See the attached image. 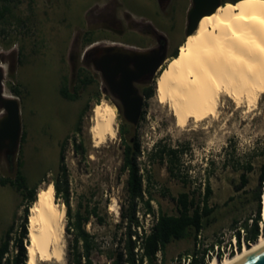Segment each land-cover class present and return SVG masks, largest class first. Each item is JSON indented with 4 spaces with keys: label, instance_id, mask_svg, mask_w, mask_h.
<instances>
[{
    "label": "rangeland",
    "instance_id": "obj_1",
    "mask_svg": "<svg viewBox=\"0 0 264 264\" xmlns=\"http://www.w3.org/2000/svg\"><path fill=\"white\" fill-rule=\"evenodd\" d=\"M192 4V0H170L166 8H161L158 0H0V7H7L0 11V53L11 52L18 62L16 71L5 76L4 91L11 94L10 85H22L24 123L14 170L0 158V177L8 181L0 183V242L12 225V235H18L24 221L25 190L12 183L20 169L29 187H37V192L57 177L65 176L71 191L72 213L79 208L91 211L97 207L104 221L92 216L87 229L100 244L117 246L124 232L122 208L127 200L128 178L122 169L121 127L126 129L127 139L140 143L142 164L150 160L156 211L162 207L176 214L178 195L189 190L197 198L202 197L207 180L213 189L210 205L215 210L204 218L202 237L199 239V231L192 229L187 238L173 241L164 264H178L177 256L194 250L201 252L216 240L231 241L234 231L255 214L264 163V97L249 112L245 108L237 110L232 103L229 108H221L219 118L207 119L198 130L190 129L192 124L183 130L176 125L169 107L156 97L155 80L151 86L154 93L146 98L139 123L132 124L124 116L121 101L109 91L101 71L84 60L87 48L98 41L118 42L125 47L151 44L153 38L148 33L152 29L145 23H152L170 39L165 67L187 38V16ZM0 64L6 71L8 62L0 60ZM83 69L93 81L78 86V75ZM66 78L69 90L78 94L76 100H69L60 92ZM139 90L144 92L141 87ZM97 98L113 104L118 116L117 138L100 147L94 145L89 128ZM76 144L81 147L78 149ZM164 145L182 150L177 164L180 178L170 175L168 163L160 155L149 157ZM248 165L253 166L247 173L249 182L238 190L241 174ZM115 199L119 213L112 210ZM57 200L64 204L62 198ZM139 210L143 224L150 229L155 216L144 215L142 206ZM70 240L67 232L63 260L40 264H70ZM103 261L97 257V262Z\"/></svg>",
    "mask_w": 264,
    "mask_h": 264
},
{
    "label": "bare ground",
    "instance_id": "obj_2",
    "mask_svg": "<svg viewBox=\"0 0 264 264\" xmlns=\"http://www.w3.org/2000/svg\"><path fill=\"white\" fill-rule=\"evenodd\" d=\"M238 5V6H237ZM156 97L169 107L176 125L198 130L207 119L215 120L221 108L234 103L247 112L264 97V2L249 0L221 4L203 16L197 29L179 46L156 79ZM90 133L96 147L118 135L116 108L103 100L92 108ZM55 186H42L28 212V261H61L67 247V207L55 195ZM115 204L112 210L120 212ZM264 228V189L262 193ZM264 247V232L256 242L210 264H234Z\"/></svg>",
    "mask_w": 264,
    "mask_h": 264
},
{
    "label": "trees",
    "instance_id": "obj_3",
    "mask_svg": "<svg viewBox=\"0 0 264 264\" xmlns=\"http://www.w3.org/2000/svg\"><path fill=\"white\" fill-rule=\"evenodd\" d=\"M242 0H235L229 3L238 4ZM228 3H222L223 5ZM6 5L0 11L5 10ZM3 13L0 12V16ZM181 45V44H180ZM178 49L172 55V58L178 55ZM78 86H85L93 81L92 77L80 71L78 75ZM61 94L69 99L76 100L78 94L72 93L68 87L67 78L64 79L60 89ZM147 97H151L154 88L150 87L144 90ZM97 98V103H98ZM82 116L76 132L81 131ZM126 129L121 127L120 133L122 137L124 155L122 169L127 171V200L122 208V217L124 223V232L120 241L115 245H102L98 239L87 229V223L92 216H96L99 221L104 218L99 214L97 207H93L91 211L77 209L72 213L71 207V191L68 179L65 176H59L52 182L55 186V195L57 199L62 198L63 203L67 207V232L71 235L69 262L70 264H164L166 262L168 246L176 240H182L190 235V231L194 229L196 232L203 228L204 218L210 216L215 210L210 205V198L213 193L210 181L205 183V191L202 197L197 198L191 191H182L176 198L178 212L170 214L159 207L158 210L153 205L152 183L149 175L150 160L142 162L139 160L141 155V146L137 140L127 139ZM68 140V138L66 139ZM79 149L81 146L76 144ZM182 150L178 147L164 145L159 150L152 152L153 155H160L162 161L168 163V170L171 176L180 178L177 164L180 161ZM64 154H61V160ZM253 169L252 165H248L247 169L241 174V184L238 190L243 189L249 182L247 173ZM8 181L0 177V183L6 184ZM186 183V181H183ZM19 189L25 190V216L18 235H12L14 226L12 225L0 242V264H27L28 261V212L31 204L36 200L37 187H29L27 180L22 173L18 171L16 181L12 182ZM264 189V163L260 169L258 207L255 214L243 221L241 228L246 232V240L256 242L261 235L262 222V193ZM143 207L144 215H154L155 223L150 229L143 224L139 209ZM251 220V222H250ZM237 223V221H236ZM264 232V228H263ZM239 244L241 242L240 230L236 232ZM206 250V249H204ZM194 250L190 264H205L204 252ZM158 253L162 256V262L158 261ZM97 257L104 258L103 262H97Z\"/></svg>",
    "mask_w": 264,
    "mask_h": 264
},
{
    "label": "water",
    "instance_id": "obj_4",
    "mask_svg": "<svg viewBox=\"0 0 264 264\" xmlns=\"http://www.w3.org/2000/svg\"><path fill=\"white\" fill-rule=\"evenodd\" d=\"M192 3L187 16V36L194 33L201 18L213 13L222 4V1L192 0ZM116 49L118 50L104 58L101 65L95 64V67L101 71L109 91L121 101L125 118L132 124H138L146 98L136 83L147 72H151L152 76L155 75L162 60L149 69L144 67V62L136 63V68L132 69L130 61H138L146 54L133 49L121 53V47ZM3 91V86L0 85V100L7 112L0 119V149L7 145L17 148L22 134L20 102L17 97L7 96ZM7 141L10 143L8 144ZM234 264H264V247L253 251Z\"/></svg>",
    "mask_w": 264,
    "mask_h": 264
},
{
    "label": "flooded vegetation",
    "instance_id": "obj_5",
    "mask_svg": "<svg viewBox=\"0 0 264 264\" xmlns=\"http://www.w3.org/2000/svg\"><path fill=\"white\" fill-rule=\"evenodd\" d=\"M159 5L161 8H166L168 4L170 3V0H158ZM147 26H149L152 29V32L148 33L149 35L152 36L153 40L151 44L148 45H129L128 47L125 45H120L118 42H113V43H107L103 44L102 42L98 41L96 43H93L91 46H89L85 52L84 55V60L85 61H90L92 65L95 67V64L101 65L104 58L108 56L109 54L114 53L116 48L121 47V53L123 52H128V50H136L138 52L145 53L146 55L141 57L138 61L136 60H131L130 61V67L132 69L136 68V63H145V68L149 69L152 68L159 60H162L160 66L157 68L156 74L151 75V72H147L144 74V76L140 79L139 82H137V87H141L143 90H147L150 88L153 84L154 81L156 80V75L159 73L161 68L163 67L164 63L169 57V48H170V39L167 34H164L161 29L157 26H155L152 23H145ZM114 47V48H113ZM73 50V46H72ZM71 50V52H72ZM71 59H74L73 53L70 55ZM163 58V59H162ZM0 60L1 62H8V67L5 71V67L0 64V85L3 86V89L5 90V76L7 73L15 72L16 69L18 68L17 64L18 62L15 61V58L13 57L12 53H5L1 52L0 53ZM140 61V62H139ZM96 69V67H95ZM8 70V72H7ZM11 89V94L5 93L7 96H13L17 97L20 102V112H21V120H22V134L20 138V142L17 148H12L9 145L3 147L0 149V158H3L7 164L10 170H14V162L16 159V156L20 152V146L21 142L24 136V123H23V101H22V85L18 83H14V85H10ZM145 98H147L146 94L143 92L142 93ZM6 110L4 109L3 102L0 100V119H2L5 114ZM143 114V113H142ZM9 144L10 142L7 141ZM19 170H16V176Z\"/></svg>",
    "mask_w": 264,
    "mask_h": 264
},
{
    "label": "built area",
    "instance_id": "obj_6",
    "mask_svg": "<svg viewBox=\"0 0 264 264\" xmlns=\"http://www.w3.org/2000/svg\"><path fill=\"white\" fill-rule=\"evenodd\" d=\"M150 215V214H149ZM240 230L241 233V242L239 244L236 232ZM261 234H263V225L261 222ZM246 232L243 228H241V225L234 231V236L232 237L231 241L224 242V241H214L213 243L209 244L206 250L204 252V261L205 264H210V261L212 259H223L229 255H232L234 253H237L239 250H242L245 246H250L253 243L246 240ZM202 237V232L199 230L198 232V238L200 239ZM199 252L202 254L203 252ZM158 255V261L162 262V256L160 253ZM192 259V252L191 253H184L176 257V262L178 264H190Z\"/></svg>",
    "mask_w": 264,
    "mask_h": 264
},
{
    "label": "snow or ice",
    "instance_id": "obj_7",
    "mask_svg": "<svg viewBox=\"0 0 264 264\" xmlns=\"http://www.w3.org/2000/svg\"><path fill=\"white\" fill-rule=\"evenodd\" d=\"M242 2H249V0H242ZM261 2H264V0H261Z\"/></svg>",
    "mask_w": 264,
    "mask_h": 264
}]
</instances>
